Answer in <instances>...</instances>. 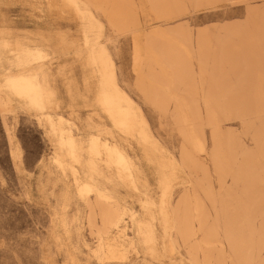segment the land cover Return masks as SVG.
<instances>
[{
	"label": "rangeland",
	"instance_id": "rangeland-1",
	"mask_svg": "<svg viewBox=\"0 0 264 264\" xmlns=\"http://www.w3.org/2000/svg\"><path fill=\"white\" fill-rule=\"evenodd\" d=\"M104 2L0 0V264H264V0Z\"/></svg>",
	"mask_w": 264,
	"mask_h": 264
},
{
	"label": "bare ground",
	"instance_id": "bare-ground-1",
	"mask_svg": "<svg viewBox=\"0 0 264 264\" xmlns=\"http://www.w3.org/2000/svg\"><path fill=\"white\" fill-rule=\"evenodd\" d=\"M141 1L143 2V0H141ZM139 9H140V7H139ZM138 38L139 37L136 36V38L133 39V64L135 67H137L139 65V60L142 58V57L140 58V55H141L140 53L142 52V50L140 48V42H139ZM135 67H133L134 70H135ZM14 151H15L16 156L18 158H20L21 150H20V147L18 144H15ZM122 232H123V228H121L116 233V235L114 234L112 237H105V239H104V258L106 260L115 261V260L121 259L124 256L125 246H124V241L121 239V233ZM42 253H43V251H42ZM45 254L47 255V253H45ZM44 255H43V257H46Z\"/></svg>",
	"mask_w": 264,
	"mask_h": 264
},
{
	"label": "crops",
	"instance_id": "crops-1",
	"mask_svg": "<svg viewBox=\"0 0 264 264\" xmlns=\"http://www.w3.org/2000/svg\"><path fill=\"white\" fill-rule=\"evenodd\" d=\"M92 5H94L96 8H100V9H102L103 11H105V14H106V16L110 19V21H112L113 19H115L116 17H117V10H118V8H117V6L116 7H114L113 5H108L107 7L105 6L106 4H104L105 2H104V0H88ZM104 4V5H103ZM115 18H114V17ZM112 18V19H111ZM14 151V150H13ZM14 154H15V151H14ZM15 156H16V154H15ZM20 157H21V155H20ZM16 158L18 159V160H20V158H18L17 156H16Z\"/></svg>",
	"mask_w": 264,
	"mask_h": 264
}]
</instances>
